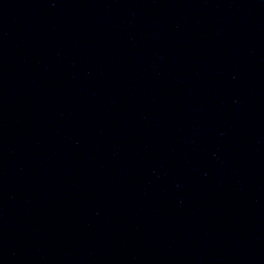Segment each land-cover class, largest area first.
<instances>
[{"label":"water","instance_id":"1","mask_svg":"<svg viewBox=\"0 0 264 264\" xmlns=\"http://www.w3.org/2000/svg\"><path fill=\"white\" fill-rule=\"evenodd\" d=\"M0 264H264V0H0Z\"/></svg>","mask_w":264,"mask_h":264}]
</instances>
